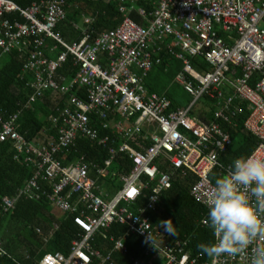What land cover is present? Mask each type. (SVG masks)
I'll use <instances>...</instances> for the list:
<instances>
[{
  "label": "built area",
  "instance_id": "2783aa9c",
  "mask_svg": "<svg viewBox=\"0 0 264 264\" xmlns=\"http://www.w3.org/2000/svg\"><path fill=\"white\" fill-rule=\"evenodd\" d=\"M98 1L117 3L123 21L93 40L85 30L80 41L70 44L55 28L65 19L71 0H39L26 7L0 0V57L30 49L23 66L31 77L29 102L40 101L46 94L67 95L80 87L86 91L85 99L70 95L68 106L52 119L58 125L57 138L50 137L46 147L30 145L17 133L18 114L4 117L0 111V143L11 142L15 158L24 155V162L35 169L19 194L47 197L61 214H76L73 222L83 232L68 256L46 254L40 264H90L91 256L99 257V253L91 252L89 242L112 224L141 238L146 254L159 264H200L201 254L193 256L178 242L165 243L163 232L145 214L158 203V195L170 188L175 173L196 177L190 194L209 209L214 172L222 176L230 171V165L220 164L219 156L231 140L218 124H206L191 112L204 96L222 98L220 87L228 86L233 92L223 101L225 106L234 99L248 102L244 127L258 140L250 155L264 158V0H151L156 3L151 13L126 8L138 0ZM91 22L84 19L85 24ZM58 50L54 58L44 55ZM162 51L181 63L175 83L191 96L186 107L173 110L165 95L144 86L147 74L161 62ZM69 56L78 70L65 80L56 73ZM194 57L202 58L211 70L196 72L190 61ZM232 70L241 76L233 78ZM215 118L228 121L221 112ZM78 138L107 150L108 169L115 157L123 156L129 160V170L108 171L85 162L84 157L64 166L54 158L57 152L74 147ZM100 178L117 179L119 190L110 196L97 184ZM40 181L50 184L48 193ZM143 189L151 190L149 201L138 206ZM74 196L75 202L70 201ZM12 206L13 200L2 198L4 211ZM114 247L126 252L122 241ZM258 247H264V237L243 253L212 257L209 264H251Z\"/></svg>",
  "mask_w": 264,
  "mask_h": 264
},
{
  "label": "trees",
  "instance_id": "16d2710c",
  "mask_svg": "<svg viewBox=\"0 0 264 264\" xmlns=\"http://www.w3.org/2000/svg\"><path fill=\"white\" fill-rule=\"evenodd\" d=\"M14 1L26 7L39 0ZM155 4L151 0H138L125 6L151 13ZM86 18L91 19L92 22L85 24ZM123 19L124 15L119 12V6L115 2L71 0L65 19L56 25L55 31L65 42L71 44L80 41L85 30L91 34L93 40L101 33L117 28ZM47 44L51 46L52 42L47 40ZM29 50L26 48L21 53L11 51L7 54V61L0 65V111L4 113V117L18 114L17 133L30 145L46 147L50 137L57 138L58 125L54 124L52 119L58 116L61 109L68 106L70 95L85 99L86 91L85 88L80 87L67 95L46 94L40 101L30 103L33 93L30 87L31 77L23 72V66L30 54ZM60 51L53 53L45 51L44 55L54 58ZM158 57L161 62L154 65L147 74L144 80L145 88L149 92L165 95L171 101L173 110L186 107L191 100L186 105H182L167 91V86L175 82V77L181 70V63L164 51L159 53ZM190 61L196 72L211 70V66L200 57L191 58ZM77 70L73 58L69 56L56 74L67 80L75 76ZM231 76L238 78L241 75L239 71L232 70ZM255 80L254 75L249 85L252 86ZM219 91L222 98L217 95L216 98L202 97L197 101L191 114L206 124H218L230 137V145L219 156L220 164L226 167L236 158L250 155L257 146L258 140L244 127V122L250 113L248 102L234 99L231 104L225 106L223 101L227 97H233V92L228 86L220 87ZM217 112L225 115L228 121L215 118ZM80 157H84L87 163L104 168L108 154L106 149L83 138H78L74 147L54 154V158L64 166ZM129 166L126 157L117 156L109 169L106 168L108 171L120 172L122 169L128 171ZM34 173L32 163L24 162V155L15 158V150L11 142L0 143V264H40L46 254L59 253L68 256L72 243L83 235L73 222L76 214L57 216L49 210L51 204L47 197L36 199L31 195L19 194ZM90 173L94 176L93 171ZM214 174L213 177H216L217 172ZM174 176L170 188L158 195V203L152 210H147L145 215L149 217L153 227L163 232L165 243L178 242L185 245V250L190 251L193 256L198 254L203 256L200 264H209L212 257L202 253L198 245L214 242V236L208 225L202 224V221L207 219L208 209L195 201L190 194L196 177L191 174L183 177L179 173H175ZM141 179L147 181L145 177ZM212 182H215V178ZM39 184L45 192L50 191L48 182L40 181ZM97 184H103L110 196L120 188L117 179L111 182L109 178H100ZM150 194V189H143L137 205H147ZM3 197L13 200L12 208L7 211L2 208ZM75 200V196L70 198L72 202ZM118 241H122L125 246V253L115 250L114 246ZM89 244L91 252L99 253V257L91 256L90 264H132L136 260H142L145 264H159L156 258L146 254L147 245L143 240L127 234L126 228L119 224H112L109 228L97 232Z\"/></svg>",
  "mask_w": 264,
  "mask_h": 264
},
{
  "label": "clouds",
  "instance_id": "9594fccd",
  "mask_svg": "<svg viewBox=\"0 0 264 264\" xmlns=\"http://www.w3.org/2000/svg\"><path fill=\"white\" fill-rule=\"evenodd\" d=\"M205 223L215 241L198 247L210 258L243 253L264 237V158L240 156L215 177ZM251 264H264V247L254 250Z\"/></svg>",
  "mask_w": 264,
  "mask_h": 264
},
{
  "label": "rangeland",
  "instance_id": "374dc122",
  "mask_svg": "<svg viewBox=\"0 0 264 264\" xmlns=\"http://www.w3.org/2000/svg\"><path fill=\"white\" fill-rule=\"evenodd\" d=\"M6 61H7V55H2L0 57V65H3ZM167 91L173 99H175L178 103L182 105H186L191 100V97L187 95L184 92V90L179 85H177L174 81L173 83L167 86ZM49 210L52 213L59 215V211L55 209L53 206H50ZM150 256H153V255H150Z\"/></svg>",
  "mask_w": 264,
  "mask_h": 264
},
{
  "label": "crops",
  "instance_id": "0c3cea01",
  "mask_svg": "<svg viewBox=\"0 0 264 264\" xmlns=\"http://www.w3.org/2000/svg\"><path fill=\"white\" fill-rule=\"evenodd\" d=\"M134 14L132 13V16H133ZM137 19V18H136ZM138 20V19H137ZM104 179V178H103ZM111 181V180H110ZM112 182V181H111ZM100 186L103 188V190L106 192V190H105V188H104V186H103V184H100ZM107 193V192H106ZM61 215V213L59 212V215H57V216H60Z\"/></svg>",
  "mask_w": 264,
  "mask_h": 264
},
{
  "label": "bare ground",
  "instance_id": "6f19581e",
  "mask_svg": "<svg viewBox=\"0 0 264 264\" xmlns=\"http://www.w3.org/2000/svg\"><path fill=\"white\" fill-rule=\"evenodd\" d=\"M238 71V70H237ZM231 94V93H230ZM232 95V94H231Z\"/></svg>",
  "mask_w": 264,
  "mask_h": 264
},
{
  "label": "water",
  "instance_id": "95a60500",
  "mask_svg": "<svg viewBox=\"0 0 264 264\" xmlns=\"http://www.w3.org/2000/svg\"><path fill=\"white\" fill-rule=\"evenodd\" d=\"M130 17V16H129Z\"/></svg>",
  "mask_w": 264,
  "mask_h": 264
}]
</instances>
